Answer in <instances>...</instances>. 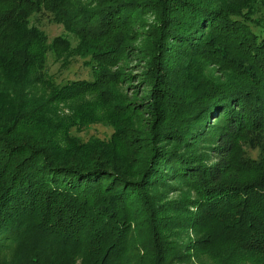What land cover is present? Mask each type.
Here are the masks:
<instances>
[{
    "label": "trees",
    "instance_id": "16d2710c",
    "mask_svg": "<svg viewBox=\"0 0 264 264\" xmlns=\"http://www.w3.org/2000/svg\"><path fill=\"white\" fill-rule=\"evenodd\" d=\"M86 1L0 0V68L21 70L0 104V264H264V0ZM35 14L68 37L50 47ZM48 54L82 78L57 82ZM88 95L87 125L60 107ZM93 125L111 134L72 131Z\"/></svg>",
    "mask_w": 264,
    "mask_h": 264
},
{
    "label": "rangeland",
    "instance_id": "374dc122",
    "mask_svg": "<svg viewBox=\"0 0 264 264\" xmlns=\"http://www.w3.org/2000/svg\"><path fill=\"white\" fill-rule=\"evenodd\" d=\"M84 3L87 2L86 0H83ZM83 2L79 3V5L83 7H86L85 4ZM262 16L259 17H263L264 18V10L262 11ZM258 18V17H257ZM142 22L143 21H148L149 23L154 21L152 20L150 17H143L140 19ZM254 25H251V28L254 29L255 27H253ZM28 28L31 27H38L43 33L44 36L46 38V42L47 44L51 47V43L53 42V40L57 37H63V38H67L68 34L65 32L66 30L64 29L63 26L61 25H57V24H53L50 23L48 21V19L46 18L45 15H39V14H35L33 16L30 17L29 19V26H27ZM72 45L75 44V40L71 39ZM73 63V64H71ZM70 65L65 68L62 69L61 68V64L62 62H56L53 58V56L51 54H48V59H47V66L49 69V74L57 81V82H61L62 80H66L67 78H82V74L85 73L84 71H82V62L81 60H78L75 62L71 61ZM216 68L212 67H206L203 71V75L202 77L204 79H206V77H211L214 76V72H216L215 70ZM214 71V72H213ZM21 74V70L17 67L9 66L7 67L5 70H3L2 68H0V104H5L8 100V95L10 93V89H11V80L13 78L18 77ZM225 78L224 81H235L238 80V78H241L239 76H236L234 73H227L224 74ZM21 76V75H20ZM88 78V77H85ZM11 79V80H10ZM214 80H219V77H213ZM33 95L30 99V105L28 106L29 109H33L36 106H38L39 104H41L43 102V97H37V98H33ZM59 107V106H57ZM60 107L62 108V110L65 111L66 114H70V115H75L76 117H78L80 119V122L82 124H86L87 122H89V119L91 120H96L99 119L102 115L101 112V107H100V103L99 101L96 99V97L92 96V95H88L86 97H79L75 100H73L72 102H69L68 104H61ZM61 110V111H62ZM60 111V112H61ZM83 120V122H82ZM87 125V124H86ZM74 131L75 134H77L79 137H81L83 140H88L91 137H98L101 139H105L107 137H109V135L111 134V130L101 126V125H93L90 126L86 129H84L82 131V126L79 127L76 130H72ZM82 131V132H80ZM78 132V133H77ZM172 185H177L176 183L172 184ZM179 190V187H178ZM174 190H171L169 192L168 189H166V192H164L163 194L161 192H155L152 191L153 194L156 195V199H158V204L160 205H166L168 203H173L174 201H179V200H183L185 197H188L190 195V197H192V194L190 192L186 193V195H182V194H178V193H173ZM170 203V204H171ZM162 212L165 214V218H169L168 214H166L165 210H162ZM173 212V210H172ZM174 214L176 212H173ZM194 213L191 214V216ZM185 215H190V214H185ZM180 216V215H179ZM178 223L183 222L182 219H177ZM145 230H141L142 233L140 232H136V238L134 239L136 242H139L142 238L144 234ZM172 233H174L177 236V243H182L183 241H186V243L188 241H193L194 240V236L191 234L185 235V238H181L180 239V234L177 232V230L173 229V231H170ZM215 248V247H214ZM214 250V249H213ZM211 251L208 254H204V255H200L199 258L196 259H192V261L188 264H225V263H229V259L227 258L228 256H226V253L224 250H222L221 254H217L214 251ZM221 250L220 248L217 249V252ZM202 252L199 251L198 254H201ZM236 258H239L240 255L238 253L235 254Z\"/></svg>",
    "mask_w": 264,
    "mask_h": 264
}]
</instances>
